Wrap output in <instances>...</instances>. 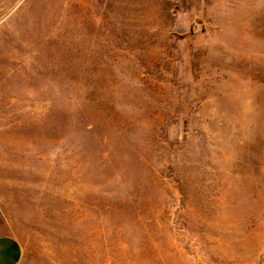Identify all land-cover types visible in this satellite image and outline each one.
<instances>
[{"label":"rangeland","instance_id":"obj_1","mask_svg":"<svg viewBox=\"0 0 264 264\" xmlns=\"http://www.w3.org/2000/svg\"><path fill=\"white\" fill-rule=\"evenodd\" d=\"M20 264H264V0H0V236Z\"/></svg>","mask_w":264,"mask_h":264},{"label":"crops","instance_id":"obj_2","mask_svg":"<svg viewBox=\"0 0 264 264\" xmlns=\"http://www.w3.org/2000/svg\"><path fill=\"white\" fill-rule=\"evenodd\" d=\"M22 257V246L15 237L0 236V264H20Z\"/></svg>","mask_w":264,"mask_h":264}]
</instances>
